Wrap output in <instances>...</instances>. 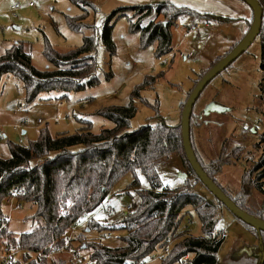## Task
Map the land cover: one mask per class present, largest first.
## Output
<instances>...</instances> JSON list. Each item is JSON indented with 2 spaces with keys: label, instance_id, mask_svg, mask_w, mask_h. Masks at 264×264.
<instances>
[{
  "label": "rangeland",
  "instance_id": "1",
  "mask_svg": "<svg viewBox=\"0 0 264 264\" xmlns=\"http://www.w3.org/2000/svg\"><path fill=\"white\" fill-rule=\"evenodd\" d=\"M90 1L95 10L87 9L85 22L91 28L77 32L70 27L68 19L82 16L83 9L71 0H0V56L12 45L21 42L31 54L33 66L40 71L52 70L44 56L47 46L60 53L79 48L84 36L97 34L106 20L117 13L111 22L115 55L111 57L101 41L97 47L99 84L96 87L81 93H43L28 104L19 78H2L1 159L11 157L10 144L27 146L36 140L42 129L47 128L52 135L74 133L88 122L95 134L113 128V123L97 112L110 106H126L132 91L146 78H156L157 81L141 92V100L135 101L137 112L130 122V131L146 125H179L181 105L186 101L189 90L205 72L243 40L245 35L242 26L250 19L252 22V10L241 0L194 3V7L200 11L236 21L226 24L201 22L194 25L192 18L180 20L171 29V53L158 58L154 46L141 48L139 34L130 31L129 17L132 13L121 11L132 4L129 0ZM165 1L151 0L149 4H162ZM16 5L20 9L13 17L12 7ZM158 21H164L163 17H159ZM261 61V42L257 38L243 55L210 82L193 110L196 124L192 125L191 137L196 155L206 165L219 161L220 171L215 176L216 180L233 198L242 193L244 179L250 175L253 163L261 154L257 150L264 133ZM185 160L184 156L175 154L158 166V175L164 187L175 190L185 186L186 179H182L181 175L191 172ZM140 180L141 189L150 188L143 176H140ZM188 180L194 184L191 178ZM132 181L133 177L129 175L111 188L105 204L81 218L70 230L69 237L76 239L85 234L91 219L102 224L118 225L128 213L127 208L138 201L135 190L127 191ZM196 189L207 199L215 200L203 186L198 184ZM245 192L248 208L263 209V194L255 188H247ZM221 208L217 228L223 231L224 241L216 255L220 264H233L229 257L234 252L255 248L259 246V241L231 212L225 207ZM35 212V208L23 207V210L15 209L9 213L8 229L16 239L38 227V222L31 220ZM186 230L193 238L203 237L201 222L193 207L185 208L182 213L178 233ZM105 234L109 237L104 238ZM86 235L88 239H101L106 247L118 248L123 246L121 237L126 236V232L109 229L100 234L93 230ZM177 241H170V248ZM81 244L82 240L74 242L78 248ZM90 251H79L82 264H90ZM12 254L6 264H23L20 251L14 250ZM163 254V249H159L144 264H160ZM63 255L65 258L68 256Z\"/></svg>",
  "mask_w": 264,
  "mask_h": 264
},
{
  "label": "trees",
  "instance_id": "2",
  "mask_svg": "<svg viewBox=\"0 0 264 264\" xmlns=\"http://www.w3.org/2000/svg\"><path fill=\"white\" fill-rule=\"evenodd\" d=\"M257 1L263 9V24L258 38L261 42V90L264 99V0ZM71 2L83 9V14L69 18L70 27L77 32L84 28L90 29L85 21L87 9L95 10L91 1ZM121 11L132 13L129 17L130 31L139 34L141 48L154 46L158 58L171 53V29L180 20L192 18L194 25L201 22L226 24L236 21L170 1L156 5H130ZM116 14L113 13L106 20L97 34L84 36L79 48L60 53L47 46L44 56L52 70L36 69L27 47L21 42L12 45L0 56V84L4 76L19 78L28 104L43 93H81L96 87L99 84L96 51L100 41L111 57L115 55L111 22ZM159 17H163L164 21H158ZM217 63L189 90L186 101L181 105V119L196 85ZM143 81L132 91L126 106H110L97 112L113 123L111 129L95 134L87 121L74 133L52 135L46 128L40 130L36 140L27 146L9 145L11 157L7 160L0 158V254L20 251L23 264H75L69 255L66 258L62 254L51 256L52 252L68 245L77 253L91 250L90 264H144L159 249L164 251L170 248V241L178 240L169 253L163 255L160 264H220L216 254L224 241V233L218 230L217 224L221 207L224 206L215 198L217 202L207 199L196 189L198 184H203L185 156L181 123L174 127L166 124L158 127L146 125L130 131V122L137 112L135 101L141 100V92L157 80L146 78ZM194 117L193 112L191 128L196 124ZM257 150L261 154L253 163L250 175L244 179L242 193L236 198L231 197L216 180L215 176L220 171L219 161L206 165L196 156L206 174L240 209L264 222V203L263 209L252 210L244 198L247 188H255L264 195V133ZM175 154L184 156L191 172L187 175L185 186L173 190L162 184L158 166ZM129 175L133 181L127 191L135 190L138 201L132 204L123 220L118 225H110L91 219L85 234L76 239L70 238L69 232L76 223L105 204L111 188ZM140 176L147 180L149 189L140 188ZM14 192L17 193V203L23 204L25 208H35L31 220L38 222L37 228L22 234L18 239L9 231V222L6 221V201ZM61 207L68 213L62 214ZM188 207L194 208L201 222V238L191 237L187 230L178 233L182 213ZM241 223L257 237L259 246L234 252L229 259L233 264H264V232H257L248 224ZM109 229L126 232V236L121 237L122 247L110 248L101 239L86 238V234L93 230L101 234ZM77 240H82L79 248L74 246Z\"/></svg>",
  "mask_w": 264,
  "mask_h": 264
},
{
  "label": "water",
  "instance_id": "3",
  "mask_svg": "<svg viewBox=\"0 0 264 264\" xmlns=\"http://www.w3.org/2000/svg\"><path fill=\"white\" fill-rule=\"evenodd\" d=\"M246 3L252 10V24L243 40L221 61H219L196 85L184 107L181 119L183 147L187 161L189 162L193 172L200 179L203 187L209 192L213 198L218 200L232 215L248 224L257 232H264L263 220L248 214L240 209L211 179L200 165L195 154L191 141V117L197 101L201 98L202 93L218 75L230 67L241 55H243L252 43L259 37L263 24V9L257 0H241ZM23 135L25 132L22 133ZM186 174L181 175L182 179H186Z\"/></svg>",
  "mask_w": 264,
  "mask_h": 264
},
{
  "label": "built area",
  "instance_id": "4",
  "mask_svg": "<svg viewBox=\"0 0 264 264\" xmlns=\"http://www.w3.org/2000/svg\"><path fill=\"white\" fill-rule=\"evenodd\" d=\"M32 5V4H31ZM30 5V6H31ZM20 9V6L16 5L14 7H12V15L13 17H16V14L15 12H17L18 10ZM39 123L41 124L42 121L39 120ZM20 143H22V141H20ZM16 198H17V193L14 192L6 201V204H7V218H6V221L9 222V213H11L12 211H14L15 209L17 210H23V204L21 203H17L16 201ZM131 210V207H128L127 208V211L129 212ZM60 212L62 214H67L68 211L64 208V207H61L60 208ZM108 238L109 235H105L104 238ZM169 247H167L165 250H164V254H167L169 253ZM60 254H66V255H69L71 256L74 261H75V264H82L80 259H79V254L76 252L75 249H70L68 248V245H66L65 247H63L62 249H59V251H54L52 252V255L51 256H56V255H60ZM12 252H9V254H3V256L0 257V264H6L8 263L7 260L11 259L12 257ZM163 255L161 257V259L163 258ZM11 256V257H10Z\"/></svg>",
  "mask_w": 264,
  "mask_h": 264
},
{
  "label": "crops",
  "instance_id": "5",
  "mask_svg": "<svg viewBox=\"0 0 264 264\" xmlns=\"http://www.w3.org/2000/svg\"><path fill=\"white\" fill-rule=\"evenodd\" d=\"M130 1V3H132V4H130V5H138V4H149V2L151 1V0H129ZM168 1H170V2H174V3H176V4H180V5H186V6H190V7H192L193 6V8H195L196 7V5L194 4V3H203V4H209V2H211V0H168ZM165 2H167V0L165 1ZM195 6V7H194ZM195 9H198V8H195ZM199 10V9H198ZM251 20V19H250ZM250 20H248L247 22H246V24H244L243 26H242V32H243V34L244 35H246V33L248 32V30H249V23H250Z\"/></svg>",
  "mask_w": 264,
  "mask_h": 264
}]
</instances>
